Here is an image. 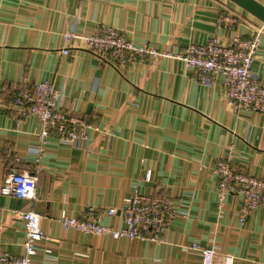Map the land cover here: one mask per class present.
I'll return each mask as SVG.
<instances>
[{
  "label": "crops",
  "instance_id": "obj_1",
  "mask_svg": "<svg viewBox=\"0 0 264 264\" xmlns=\"http://www.w3.org/2000/svg\"><path fill=\"white\" fill-rule=\"evenodd\" d=\"M225 8L248 20L234 26L244 37L263 23L229 0H0V184L8 173L39 169L36 199L0 193V251L20 255L21 212L33 210L45 235L35 264H200L192 243L215 247L216 264L225 255L232 264H264V209L240 223L241 198L228 195L220 208L211 173L230 157L237 170L264 176V113L233 111L218 82L198 84L172 57L114 67L63 36L104 23L136 43L181 53L211 35L228 43L232 32L218 24ZM251 72L264 85V33ZM41 78L91 128L81 148L53 134L36 163L28 146L37 142L39 119L16 123L1 103L10 87ZM135 191L169 196L180 211L160 242L112 240L58 222L61 214L117 207ZM102 221L122 226L118 216Z\"/></svg>",
  "mask_w": 264,
  "mask_h": 264
},
{
  "label": "built area",
  "instance_id": "obj_2",
  "mask_svg": "<svg viewBox=\"0 0 264 264\" xmlns=\"http://www.w3.org/2000/svg\"><path fill=\"white\" fill-rule=\"evenodd\" d=\"M248 20L240 14L225 8L219 15L218 24L231 31L228 43H222L219 36L211 35L203 42H190L181 53H163L146 43H136L125 31L110 24H99L88 33L67 30L63 36L66 42L77 39L83 47L94 54L101 62L114 67L135 62H145L150 57L167 56L176 59L198 84L211 87L218 82L228 105L233 111L243 109L255 113H264V85L251 72V65L257 58V52L264 23L255 25V30L244 37L234 26ZM68 53L67 48L61 49ZM220 80H217V78ZM64 92L56 88L47 78H41L32 85L22 81L10 87L1 103L16 123L35 116L41 123L36 133V144L28 146V152L34 154L38 162L44 151V145L54 134L57 140L75 148H81L88 140L91 126L82 115L64 110L61 99ZM232 159L222 158L211 169L216 178V194L221 208L228 195L239 197L242 206L239 221L258 208L264 209V176L256 177L237 170ZM38 168L24 169L8 173L0 184V193L18 199H36ZM149 172L146 173V177ZM180 211L172 198L166 195H147L135 191L117 207H98L87 209L82 215L70 217L61 214L58 222L65 229H75L80 233L106 236L114 239L136 241H157L170 228ZM118 216L121 227L103 223L104 217ZM25 239L19 256L11 257L0 251V264H35L40 241L45 238L41 229V215L33 210L21 212ZM188 249L200 257V264H216L219 254L215 247L192 243ZM233 258L225 255L221 264H232Z\"/></svg>",
  "mask_w": 264,
  "mask_h": 264
},
{
  "label": "water",
  "instance_id": "obj_3",
  "mask_svg": "<svg viewBox=\"0 0 264 264\" xmlns=\"http://www.w3.org/2000/svg\"><path fill=\"white\" fill-rule=\"evenodd\" d=\"M242 10L264 23V4L258 0H229Z\"/></svg>",
  "mask_w": 264,
  "mask_h": 264
}]
</instances>
